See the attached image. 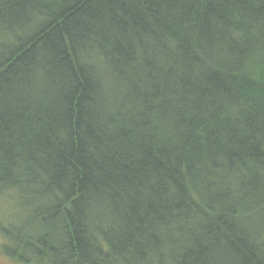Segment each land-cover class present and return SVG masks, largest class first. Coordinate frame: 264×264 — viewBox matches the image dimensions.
I'll return each mask as SVG.
<instances>
[{
    "label": "trees",
    "instance_id": "1",
    "mask_svg": "<svg viewBox=\"0 0 264 264\" xmlns=\"http://www.w3.org/2000/svg\"><path fill=\"white\" fill-rule=\"evenodd\" d=\"M0 237L264 264V0H0Z\"/></svg>",
    "mask_w": 264,
    "mask_h": 264
},
{
    "label": "rangeland",
    "instance_id": "2",
    "mask_svg": "<svg viewBox=\"0 0 264 264\" xmlns=\"http://www.w3.org/2000/svg\"><path fill=\"white\" fill-rule=\"evenodd\" d=\"M2 242V238L0 237V245ZM0 264H23V263H17L9 259L7 255L2 251V247L0 246Z\"/></svg>",
    "mask_w": 264,
    "mask_h": 264
}]
</instances>
